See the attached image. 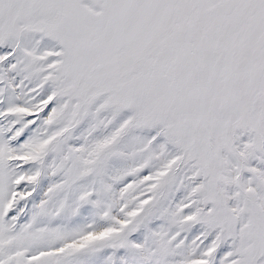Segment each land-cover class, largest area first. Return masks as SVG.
Masks as SVG:
<instances>
[{
	"label": "rangeland",
	"instance_id": "1",
	"mask_svg": "<svg viewBox=\"0 0 264 264\" xmlns=\"http://www.w3.org/2000/svg\"><path fill=\"white\" fill-rule=\"evenodd\" d=\"M239 142L264 174V0H0V264H264Z\"/></svg>",
	"mask_w": 264,
	"mask_h": 264
},
{
	"label": "bare ground",
	"instance_id": "2",
	"mask_svg": "<svg viewBox=\"0 0 264 264\" xmlns=\"http://www.w3.org/2000/svg\"><path fill=\"white\" fill-rule=\"evenodd\" d=\"M38 90V89H37ZM34 90L32 91V93L30 94L31 96H34ZM34 99V98H33ZM39 99V102H37L38 103V106H43V104L44 103H46V102H48V98L47 99H41V98H38ZM37 99V100H38ZM37 100H33V101H37ZM28 112H30V111H28ZM33 112V111H32ZM54 113H55V109L53 108V107H51V109H50V111H49V113H48V115H47V118H45V120L47 121V120H50V118L54 115ZM55 116V115H54ZM246 138L247 137H245V136H243V137H241V142H242V144L243 145H245V141H246ZM239 140V141H240ZM13 141V140H12ZM240 143V142H239ZM246 143H247V141H246ZM241 143L240 144H238L237 146H240V145H242ZM43 145V144H42ZM242 145V146H243ZM242 146H240V147H238L240 150H241V153H240V156H243V159H244V157H245V159L246 160H243V161H245L244 163L246 164V168L249 170V171H252V172H254L255 173V175L257 174V175H259V176H261V177H263V179H264V174H263V172H262V169H261V166H260V164L258 163V162H255L254 160H250V159H248V158H246V153L244 152V148L242 147ZM37 148H40V147H37ZM49 149V148H48ZM39 150V149H38ZM10 155H11V158H13V159H16V158H19V154H13V153H10ZM2 163V162H1ZM0 163V164H1ZM227 165V173H228V175H229V178H228V180H229V185L230 186H232V183H234V175L236 174L235 173V171L233 170V168H232V166L230 165V164H226ZM230 170V171H229ZM193 173V171L192 170H189L188 171V173H187V176H188V178H187V180H186V182L190 179L191 181H190V183L189 184H187L186 185V189L184 190V192L185 193H188V196H187V194H186V196L188 197L187 199H186V201L189 203V201H191V199H192V197L190 196L191 194H192V192H193V190L195 189L194 187H198L196 184H197V179L196 180H194V178H195V175H193L192 174ZM256 175V176H257ZM32 178V177H31ZM259 178V177H258ZM262 179V180H263ZM194 180V181H193ZM260 180V179H259ZM261 181V180H260ZM251 183V182H250ZM250 183H248V184H250ZM262 183H263V181H262ZM253 184V183H252ZM252 184H250V187H253L252 186ZM255 187H253L252 189H254ZM251 189V190H252ZM250 190V189H249ZM195 191V190H194ZM253 191H255V189L253 190ZM181 193V192H180ZM183 196H185V195H183ZM188 206V205H187ZM188 219H190V217H188L186 220H188ZM216 235H217V231H215L212 235H211V238H210V241H212L213 239H215V237H216ZM79 243V242H78Z\"/></svg>",
	"mask_w": 264,
	"mask_h": 264
}]
</instances>
